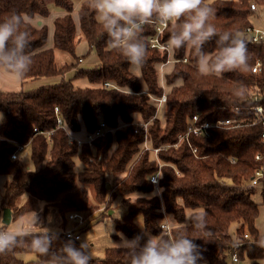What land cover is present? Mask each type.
I'll list each match as a JSON object with an SVG mask.
<instances>
[{
	"label": "trees",
	"instance_id": "trees-1",
	"mask_svg": "<svg viewBox=\"0 0 264 264\" xmlns=\"http://www.w3.org/2000/svg\"><path fill=\"white\" fill-rule=\"evenodd\" d=\"M208 4L215 9L211 23L218 31L241 32L247 38L248 71L227 72L221 78L200 76L191 50L169 49L167 54L150 47L157 23L145 26L141 34L147 54L136 74L119 51L108 47L107 34L89 0H0V22L12 14L35 19L29 29L33 63L20 81L59 78L54 84L26 91H0V175L10 177L0 197V220L4 209L11 212L10 224L37 205L42 206L39 216L43 218L55 210L61 221V228L52 231L58 236V248L69 240L64 234L72 222L69 215L82 216L84 224L76 231L80 233L112 213L117 200L124 213L116 219L115 230L128 239L139 234L141 227L171 237L184 227L188 214L203 210L209 235L191 229L186 234L201 237L195 242L206 264H227L232 253L237 259H250L251 264L264 260V235L255 226L259 206L264 205V125L251 108L255 96L264 104V41L252 42L245 33L252 27L255 9L264 8V0ZM53 9L62 14L52 19L51 47H47L51 19L48 23L46 19ZM171 31L167 25L161 40L168 42ZM81 42L86 46L84 58L93 52L97 64H79L76 48ZM55 50L68 54L69 60L58 65ZM205 50L216 51L215 42L205 45ZM159 65H170L163 72L166 90L159 84ZM71 70L74 74L67 78ZM80 78L90 86L75 87L73 82ZM239 90L243 95H237ZM164 93L161 126L150 99ZM196 115L198 120L193 122ZM224 118L234 123L211 128L207 134L188 132L193 126ZM100 123L106 132L91 146L69 143L66 130L84 137ZM145 141L158 152L146 150ZM18 144L29 147L31 169L20 158L11 159ZM75 158L83 165L77 173L73 172ZM157 173L155 185L150 178ZM256 191L259 202L251 199ZM23 195L26 201L19 205ZM169 214L176 223L166 231L160 221ZM233 222L238 223L235 239L228 234ZM72 226H76L74 221ZM43 230L33 226L29 231ZM73 241L79 246L78 240ZM30 242L31 237H26L23 246L0 254V264H48V258L34 252ZM22 253H31L35 259L23 261L17 257ZM92 264H129V258L117 246L108 247L102 258L92 257Z\"/></svg>",
	"mask_w": 264,
	"mask_h": 264
},
{
	"label": "clouds",
	"instance_id": "clouds-1",
	"mask_svg": "<svg viewBox=\"0 0 264 264\" xmlns=\"http://www.w3.org/2000/svg\"><path fill=\"white\" fill-rule=\"evenodd\" d=\"M89 7L95 11L98 23L107 34L108 47L119 51L133 72L139 71L146 59V44L141 34L145 26L157 23L171 25L168 41L171 51L187 48L194 53L200 76L221 78L227 72L249 70L247 38L241 32L218 31L211 23L215 9L207 0H89ZM31 25L32 19L23 14H12L0 22V76L22 80L30 71L34 56L30 51ZM213 41L216 51H206L205 45ZM237 95H243V91L239 90ZM2 116L0 113V119ZM33 212L27 227L18 225L8 230V223L0 220V254L23 246L25 238L31 237V249L47 257L48 264H92L87 240L77 246L69 239L55 247L58 236L44 227L41 217ZM206 216L203 210L191 212L185 218L184 227L171 237L164 232L154 235L146 227H141V232L132 239L117 233L120 242L115 244L124 250L129 264H206L201 247L195 242L202 240L201 237L186 234L191 229L209 235ZM165 223L175 224L176 221L169 214L160 221L162 226ZM33 226L44 230L32 234L29 229Z\"/></svg>",
	"mask_w": 264,
	"mask_h": 264
},
{
	"label": "rangeland",
	"instance_id": "rangeland-1",
	"mask_svg": "<svg viewBox=\"0 0 264 264\" xmlns=\"http://www.w3.org/2000/svg\"><path fill=\"white\" fill-rule=\"evenodd\" d=\"M212 1L213 0H207V3H210ZM77 7H78V3L76 2L74 4V8L76 9ZM61 14H62V12L55 11L53 9V10H51L50 15L46 19L47 23L51 19L50 26H49V24H47L48 28L50 29V30L48 29L49 35H48L47 47H51V34H50V32L52 31V19L56 15H61ZM73 15L75 16V14H73ZM75 19H76V17H75ZM32 22L35 24V19H33ZM76 22H77V20H76ZM251 24H252V27L254 30H257L259 32L264 33V8L257 7L255 9L253 15L251 16ZM85 50H86V46L82 42L76 48L77 57L78 58L81 57V61L79 64L82 65V67H84L85 65L86 66L88 65L87 67H91L94 64H96V62H97L96 55L93 54V52H92L84 58ZM54 55H55V62L58 65H61L65 61H68L70 58L68 56V54L60 52L58 50L54 51ZM168 62H169V60L167 61V63ZM162 68H164V70H163V72H164L165 70L170 69V65H159V69H157L158 74H160ZM134 73H136V72H134ZM73 74H74V70H71L66 74V77L69 78ZM39 80H44V81H39ZM158 80H159V84H162L161 86H163L165 88V90L169 88L165 84H163V83H165L164 79H163V82H160V78L158 77ZM56 82H57V79H55V78L49 79L48 81H47V79H44V78L38 79V80L20 81V80H16L14 77H11L8 75H3V76H0V91H4V92H15V91H21V90L26 91V90H29L32 88L34 89V88L39 87V86L54 84ZM34 85H36V86H34ZM73 85L75 87H79V88L90 86V84L87 82V80L82 79V78L75 80L73 82ZM155 108H156V106H155ZM163 108H164V104H161L159 109L156 111V114H155L156 118L160 121L161 126L164 125ZM1 120L2 119H0V122H1ZM74 136L78 137L77 135H74ZM82 137H83V135L81 137H78V138H82ZM143 146H144V144H143ZM18 158H20L22 160V162L26 168H29V169L32 168V165H31V162L29 159V147L28 146L26 148H24L23 151L18 153ZM82 168H83V165L81 164V162L77 158H75V166H74L73 172L77 173ZM26 198H27V196L23 195L19 199L18 204L23 205L26 201ZM251 199L254 202L260 201V195H259L258 191H256L255 194H253L251 196ZM41 208H42V206H40V205L36 206L37 210H41ZM55 213H56L55 210L50 209V211H48L45 218L40 216L41 220L43 221V226L51 229L52 231L54 229L59 230L61 228V221ZM123 213H124V210L121 207L119 200H117L113 206V211L111 214H109L108 216H104L103 218L99 219L98 221L92 223L91 225H89V227L86 230L81 231L80 233L78 232L79 237H80L78 240L79 243L83 240H87L88 245L90 247L92 257L102 258L103 251L105 248L116 247L115 243L120 242V237L117 239L114 238V235H116L118 233L115 230V222H116V219L120 218L123 215ZM33 214H34L33 211H29L26 213V215L18 218L17 220H14L9 225L8 230L13 229L15 227V225H21V226L27 227V224L30 221V218ZM27 218H28V220L26 221ZM70 221L73 222L74 220H70ZM72 222H71V224H69L68 229L69 230L73 229L74 231H77L79 226L84 224L82 222V224L79 225V223L77 221H74L76 223V226L74 227V226H72ZM165 224L168 225V229H169V227H170L169 224L168 223H165ZM255 226L257 227L260 234L264 235V205L259 206V214H258L257 219L255 220ZM237 227H238V223H236V222L231 223V225L229 226L228 234L233 239L236 238L235 230ZM29 230H31V229H29ZM17 257H19V259H21L23 261H31V260L35 259V256L31 253H22V254L17 255ZM251 263H252V261L250 259H247V258L238 259V261H236V262H233L231 260L230 255H228V258H227V264H251ZM260 264H264V260L260 261Z\"/></svg>",
	"mask_w": 264,
	"mask_h": 264
},
{
	"label": "built area",
	"instance_id": "built-area-1",
	"mask_svg": "<svg viewBox=\"0 0 264 264\" xmlns=\"http://www.w3.org/2000/svg\"><path fill=\"white\" fill-rule=\"evenodd\" d=\"M251 9L254 10L255 7L253 5H251ZM166 28V25H163V24H157L155 26V35L153 37H151L149 39V44H150V47L151 48H155L159 51H166L167 54L169 53V46H168V42H165L163 40H161V36H162V33L164 31V29ZM248 39L252 42H263L264 41V33L263 32H259L257 30H254L253 27H250V28H247L246 31H245ZM81 61V60H80ZM252 71L254 72L255 71V68L252 69ZM161 76V75H160ZM162 78V76H161ZM162 85V84H161ZM105 86L106 87H110L112 86L110 83H105ZM165 99H166V95L165 93L160 97V98H151V103L156 106V111L159 109L160 105L161 104H164L165 102ZM253 100L255 101V104L251 107L252 110L254 111V115L255 117H257L258 119L261 120L262 122V125H264V104L262 103H258V99L257 97L255 96L253 98ZM55 113H57V109L55 108ZM198 120V116H194L193 117V122H196ZM56 123L58 126L61 125V119L60 117L57 116V120H56ZM234 121L229 119V118H224V119H217L213 122H205L204 124L202 125H196V126H193L191 129H189L188 132H192V134L194 135H200V134H207L208 131L211 129V128H216V129H222V128H225L231 124H233ZM144 126H146V124H143ZM33 131L37 134V130L36 129H33ZM111 132H113V130H110ZM67 132V136H68V141L69 143H76L77 146H81L83 144H87L88 146H91L92 143L98 139V138H101L103 137V135L105 134L106 132V127L104 125V123H100L99 124V127L92 133H87L84 137L82 138H78L76 136H74L72 133ZM52 133V131L50 132H46L45 135L47 137H49V135ZM27 146L26 145H20L18 144L16 146V149L15 151L11 154V159H17L18 158V153H20L21 151L24 150V148H26ZM144 148L146 150H152L153 153H157L158 152V148L157 149H153L152 146H151V143L150 141H145L144 142ZM157 179H158V173L157 175L155 176H152L150 178V181L153 183V184H157ZM252 185L255 184V181L253 180ZM68 218L70 220H74V221H77L80 224H82L83 222V218L82 216L78 215V214H71L68 216ZM161 228L163 230H166L168 231V225L166 224H163V226L161 225ZM65 236L69 239H72V240H79V234L76 233V231L74 230H66L64 232ZM245 239L247 238L246 235L243 236ZM239 244H235V247H238ZM231 260L233 262H236L238 261L237 259V255L236 253H232L231 254Z\"/></svg>",
	"mask_w": 264,
	"mask_h": 264
},
{
	"label": "crops",
	"instance_id": "crops-1",
	"mask_svg": "<svg viewBox=\"0 0 264 264\" xmlns=\"http://www.w3.org/2000/svg\"><path fill=\"white\" fill-rule=\"evenodd\" d=\"M84 45H85V43H84ZM84 49V48H83ZM84 52V51H83ZM82 53V52H81ZM78 54V53H77ZM96 59H97V57H96ZM98 63V59H97V62H96V64ZM88 66V65H87ZM86 65L84 66V67H87ZM90 66V65H89ZM160 72V71H159ZM138 72L136 71V74H137ZM162 76V78H161V76ZM158 76H159V78H160V82H163V70L161 69V72H160V74H158ZM52 79V78H51ZM55 79H57V81L59 80V78H55ZM49 79H47V81H48ZM39 81H44V80H39ZM40 83V82H39ZM34 86H36V85H34ZM33 89V88H32ZM30 90V89H29ZM10 180V177L9 176H5V175H0V197H1V194H2V191H3V187H4V185L8 182ZM35 212H37L38 213V215L40 214V210H34ZM24 215H26V213L24 214ZM23 215V216H24ZM31 218H32V216H31ZM31 218H30V220H31ZM28 220V218L26 219V221ZM18 225H15V227L13 228V229H11V230H14L16 227H17ZM55 230H57V229H54V231Z\"/></svg>",
	"mask_w": 264,
	"mask_h": 264
},
{
	"label": "water",
	"instance_id": "water-1",
	"mask_svg": "<svg viewBox=\"0 0 264 264\" xmlns=\"http://www.w3.org/2000/svg\"><path fill=\"white\" fill-rule=\"evenodd\" d=\"M37 25H41V21L37 22ZM108 214H111V211L108 212ZM1 220H3L7 225H9L11 222V212L8 209H4L1 214Z\"/></svg>",
	"mask_w": 264,
	"mask_h": 264
}]
</instances>
